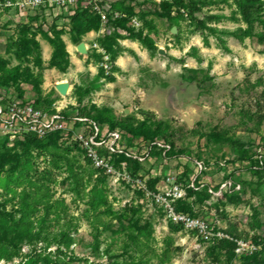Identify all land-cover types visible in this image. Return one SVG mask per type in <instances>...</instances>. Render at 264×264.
<instances>
[{
    "label": "rangeland",
    "instance_id": "1",
    "mask_svg": "<svg viewBox=\"0 0 264 264\" xmlns=\"http://www.w3.org/2000/svg\"><path fill=\"white\" fill-rule=\"evenodd\" d=\"M105 3L137 18L150 30L145 40L173 46L185 64L149 82L164 91L158 111L144 110L133 89L118 97V69L103 74L95 65L96 36L89 30L99 23L89 7L67 0H0V103L20 100L64 117L95 119L104 130L117 129L127 147L161 139L174 158L162 164L154 147L139 163L112 157L114 172L105 173L66 139L0 135V264H264V245L252 246L264 234V45L246 34L236 40L203 28L245 29L233 0ZM259 11L264 18L263 5ZM210 14L223 17L215 21ZM82 16L92 24L84 32ZM115 25L135 35L126 20ZM106 26L97 39L117 52ZM61 37L86 42V54L74 45L68 52ZM60 81L72 85L64 95L52 86ZM71 172L79 177L77 196ZM161 179L166 184H156ZM225 179L239 188L216 193ZM174 183L181 189L170 202L175 211L246 245L236 252L233 241L200 239L168 220L151 196ZM37 229L64 232L72 242H31Z\"/></svg>",
    "mask_w": 264,
    "mask_h": 264
},
{
    "label": "built area",
    "instance_id": "2",
    "mask_svg": "<svg viewBox=\"0 0 264 264\" xmlns=\"http://www.w3.org/2000/svg\"><path fill=\"white\" fill-rule=\"evenodd\" d=\"M36 1L33 0V2ZM61 1L63 2V0ZM67 1H80L89 7L97 17L99 25H105L125 17L120 10L110 8L105 3V0ZM180 11L185 14L183 9H180ZM127 23L135 28L140 26V22L133 16L128 17ZM92 46L98 54L95 65L103 74H110L112 72L110 53L97 40L92 43ZM0 135L5 136L8 140L19 135H30L37 139H53L57 137L66 139L71 145L77 146L82 151L83 157L89 165L105 173L114 172V167L110 161L112 157H124L143 162L149 158L150 150L154 147L159 150V159L162 164H166L174 158V155L170 154L169 143L161 139L127 147L123 144L119 131L115 128L104 130L94 120L85 116L68 118L64 117L59 111H47L33 103L20 100H10L4 104L0 103ZM197 165L199 169H202L200 163H197ZM133 181L145 190L139 179L135 178ZM200 186L202 187L203 184H200ZM238 188L239 185L233 180L225 179L219 184L216 193H229ZM180 191L181 189L174 183L160 192L157 191L151 196V199L163 207L168 220L193 231L200 239L233 241L236 252L246 245L243 240L233 238L228 233L218 230L198 217H193L185 212L175 211L170 202L181 195ZM208 191L211 192L210 189ZM263 245L264 234L261 243H256L252 246L253 248H258Z\"/></svg>",
    "mask_w": 264,
    "mask_h": 264
},
{
    "label": "crops",
    "instance_id": "3",
    "mask_svg": "<svg viewBox=\"0 0 264 264\" xmlns=\"http://www.w3.org/2000/svg\"><path fill=\"white\" fill-rule=\"evenodd\" d=\"M115 9L119 10V8L116 7ZM105 26L106 32L109 35L106 38L110 41V46L112 48H118L117 52H112L113 65L118 69L114 74V85L118 87V97L122 99V97H127L129 94L131 95L133 89L134 94L131 96H139V104L144 110L158 111L159 106L155 103H157V100L164 94V91L162 88L157 89L154 84H149V82L153 81L154 77L164 78L166 75L168 77L172 76L173 73L170 72L171 70H175L178 64L180 69L185 67L184 63L176 59V49L173 46L165 48L162 45V40L158 42L154 40H145L143 36L148 37L150 30L142 26L141 22L138 28L133 29L135 35L123 33L121 28H118L115 24L107 23ZM128 26L133 27L131 25ZM103 30L104 25H99L97 30H89V33L94 34L96 36L95 40L98 41L97 37L102 34ZM138 33L142 35L138 36ZM61 38L65 44L66 50L71 53L73 45L76 46L78 42L72 44L69 39L65 37ZM140 39H144L145 44H142ZM82 43L84 44L85 52H87L88 44L86 42ZM39 44L43 48L46 47L44 43L40 42ZM150 44L155 47V53L150 52ZM167 45L169 46L171 44L167 43ZM159 49L163 51L162 54L158 53ZM70 87L72 88V85L69 82L67 89ZM165 179L169 181V178L166 177L164 180ZM164 180L161 179L156 184L161 183L164 185L166 184Z\"/></svg>",
    "mask_w": 264,
    "mask_h": 264
},
{
    "label": "trees",
    "instance_id": "4",
    "mask_svg": "<svg viewBox=\"0 0 264 264\" xmlns=\"http://www.w3.org/2000/svg\"><path fill=\"white\" fill-rule=\"evenodd\" d=\"M233 3L235 5L237 13L240 17V20L245 24V29H242L241 27H237L235 29H228V28H220V27H216V26L203 25L202 24L203 28L207 29L208 32H210L212 35H215V34L226 35V36L232 37L236 40H241L243 38L244 34H246L247 36L255 37V39L258 42H260L264 45V18L261 16L262 13L259 11L260 7L262 5L264 6V0H233ZM91 13H93V12L91 11ZM128 17H130V16L125 15V17L118 19L114 22H111V24H115L116 22H118L120 20H126L127 21ZM222 17L223 16L219 15V14L208 15V18H210L211 20H215V21L221 19ZM95 19L98 22L96 16H95ZM80 23H81V32L87 31V30L92 28V24H91V22L87 16H82ZM254 23H259L261 26L260 29L255 30L254 29ZM140 42L142 44H145L144 39H140ZM203 43H204V45H207V41L205 39H203ZM219 43H220V46L222 48L226 49L222 40H219ZM190 48H192V50H194V47H190ZM105 49L110 53V59L112 61V68H113V55L108 48H105ZM263 52H264V49H263ZM193 57L195 58L196 61H198V62L200 61V59L197 56H193ZM36 106L39 107L38 105H36ZM92 120H94L97 124H99L98 121H96L95 119H92ZM26 136L33 138L35 140H38V141L53 140L52 138L37 139L34 136H30V135H26ZM120 158H122L125 161L131 162V163L132 162L133 163H139L137 161H134V160H131L128 158H124V157H120ZM70 176H71L72 181H73L71 191L77 196L79 194V190H78V184H79L78 179H79V177L77 176L76 173H73V172L70 173ZM29 237H30L31 242H34V243L35 242H42L46 245L51 240H56L59 244H63V245H66V244L72 242V238L69 237L64 232H61L59 234H50V233L42 231L41 229H37L36 231L31 233L29 235ZM95 239H96V237L94 236V240Z\"/></svg>",
    "mask_w": 264,
    "mask_h": 264
},
{
    "label": "water",
    "instance_id": "5",
    "mask_svg": "<svg viewBox=\"0 0 264 264\" xmlns=\"http://www.w3.org/2000/svg\"><path fill=\"white\" fill-rule=\"evenodd\" d=\"M76 49L80 53H85V51H86L85 47H84V44L82 42H79L76 45ZM158 53L162 54L163 51L161 49H159ZM54 88L59 94L64 95L67 92L68 83L65 82V81L56 82V83H54Z\"/></svg>",
    "mask_w": 264,
    "mask_h": 264
}]
</instances>
